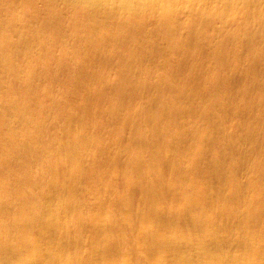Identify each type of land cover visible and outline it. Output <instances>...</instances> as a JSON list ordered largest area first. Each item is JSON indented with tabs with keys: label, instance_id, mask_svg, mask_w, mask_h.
<instances>
[{
	"label": "bare ground",
	"instance_id": "obj_1",
	"mask_svg": "<svg viewBox=\"0 0 264 264\" xmlns=\"http://www.w3.org/2000/svg\"><path fill=\"white\" fill-rule=\"evenodd\" d=\"M14 230L26 264L264 257V0H0Z\"/></svg>",
	"mask_w": 264,
	"mask_h": 264
},
{
	"label": "rangeland",
	"instance_id": "obj_2",
	"mask_svg": "<svg viewBox=\"0 0 264 264\" xmlns=\"http://www.w3.org/2000/svg\"><path fill=\"white\" fill-rule=\"evenodd\" d=\"M17 233V230H14L7 238H4L0 235V264H26L27 261H32L34 258V254L36 251H34V249L32 247H30L25 253H23V255H12L6 252L5 247L8 244H12L14 246H19V244L21 243V241H19L18 239H15V234ZM36 233H30V237H35ZM88 247L83 248L80 251V255H82L83 253L88 251ZM72 251V250H71ZM165 251V248H159V249H155V248H148L146 251H141V254H149L152 255L156 252H159L158 255H163ZM146 252V253H145ZM90 257V256H87ZM97 255H93L91 256L92 260H96ZM179 260H181L180 257H178ZM62 263L63 264H67L68 260L65 259V257H61ZM83 262H86V260L82 259V257H77L74 260L73 264H81ZM195 264H200V262L194 261ZM253 263H260V264H264V257H260L258 258H253L252 259ZM111 261L110 260H103L101 262V264H110ZM151 264H160L159 261H155L152 262ZM234 264V263H231Z\"/></svg>",
	"mask_w": 264,
	"mask_h": 264
}]
</instances>
